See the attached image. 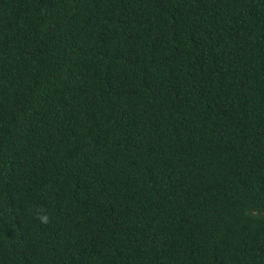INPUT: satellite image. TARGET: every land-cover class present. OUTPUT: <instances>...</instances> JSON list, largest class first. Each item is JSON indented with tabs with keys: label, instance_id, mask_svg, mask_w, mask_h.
<instances>
[{
	"label": "trees",
	"instance_id": "1",
	"mask_svg": "<svg viewBox=\"0 0 264 264\" xmlns=\"http://www.w3.org/2000/svg\"><path fill=\"white\" fill-rule=\"evenodd\" d=\"M0 264H264V0H0Z\"/></svg>",
	"mask_w": 264,
	"mask_h": 264
},
{
	"label": "clouds",
	"instance_id": "2",
	"mask_svg": "<svg viewBox=\"0 0 264 264\" xmlns=\"http://www.w3.org/2000/svg\"><path fill=\"white\" fill-rule=\"evenodd\" d=\"M39 221L42 224L47 223L48 217L46 215H41V216H39Z\"/></svg>",
	"mask_w": 264,
	"mask_h": 264
}]
</instances>
